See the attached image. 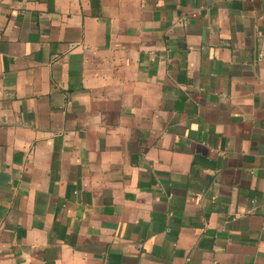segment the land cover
I'll use <instances>...</instances> for the list:
<instances>
[{
	"label": "crops",
	"instance_id": "1",
	"mask_svg": "<svg viewBox=\"0 0 264 264\" xmlns=\"http://www.w3.org/2000/svg\"><path fill=\"white\" fill-rule=\"evenodd\" d=\"M0 264H264V0H0Z\"/></svg>",
	"mask_w": 264,
	"mask_h": 264
}]
</instances>
